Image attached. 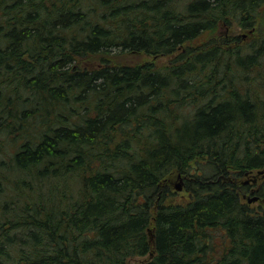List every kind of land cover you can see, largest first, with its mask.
I'll return each instance as SVG.
<instances>
[{"label":"trees","instance_id":"obj_1","mask_svg":"<svg viewBox=\"0 0 264 264\" xmlns=\"http://www.w3.org/2000/svg\"><path fill=\"white\" fill-rule=\"evenodd\" d=\"M263 6L0 0V264H264Z\"/></svg>","mask_w":264,"mask_h":264},{"label":"rangeland","instance_id":"obj_2","mask_svg":"<svg viewBox=\"0 0 264 264\" xmlns=\"http://www.w3.org/2000/svg\"><path fill=\"white\" fill-rule=\"evenodd\" d=\"M260 15L258 16V21H259V25H258V29H254L251 31H246L243 30L242 28L238 27L235 23H233L231 25V27L229 28H225V27H221V29L219 30L221 33H226L229 36H240L243 40H249V38L254 37L256 35H259L260 31H264V6L260 11ZM262 17V19H261ZM260 29V30H259ZM254 35V36H253ZM206 40V37H202L201 39L196 40L193 45L197 46L199 44H201L202 42H204ZM173 55L171 56H161V57H153V56H149L146 55L144 53H136V54H122L121 56H119L117 59L126 62V63H130V64H138V63H143V62H152L155 66L157 67H162L164 65H167L169 63V61H171ZM256 175V171H253L251 174L249 173V175H245L242 180L241 183H245L246 181L248 183H245L244 185L247 187V189L245 190V195L241 194L243 196H241V199L243 202H247V198H252L254 195V193H251L252 189H256L257 186H259L263 180L264 177H257V183H253L252 184V177ZM184 176L180 175L179 173L174 172L173 174H171L168 177V183H169V188L174 191L175 193L173 194V196L170 197L171 201L174 202H179V203H186L188 201V195L186 193H177L175 191V186L176 185H180L181 188H184ZM250 207L256 211H262L264 210V204L256 201L253 202L251 204H249ZM147 258V256L145 257H135L132 258L129 263H136V262H140L143 261Z\"/></svg>","mask_w":264,"mask_h":264},{"label":"water","instance_id":"obj_3","mask_svg":"<svg viewBox=\"0 0 264 264\" xmlns=\"http://www.w3.org/2000/svg\"><path fill=\"white\" fill-rule=\"evenodd\" d=\"M257 177H264V170H258L256 172V175L253 176V178L251 179L252 183H256L257 182ZM245 183H248V182L246 181ZM181 190H182V188H181L180 185H176L175 186V191L180 192ZM258 200H259L258 196H253L252 198H247L248 204H251V203L256 202Z\"/></svg>","mask_w":264,"mask_h":264}]
</instances>
